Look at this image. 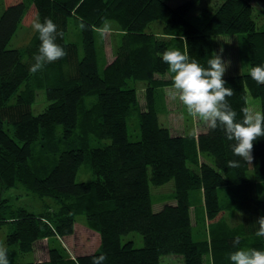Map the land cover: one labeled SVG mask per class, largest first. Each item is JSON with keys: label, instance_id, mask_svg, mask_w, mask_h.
<instances>
[{"label": "trees", "instance_id": "16d2710c", "mask_svg": "<svg viewBox=\"0 0 264 264\" xmlns=\"http://www.w3.org/2000/svg\"><path fill=\"white\" fill-rule=\"evenodd\" d=\"M167 1L3 0L0 185L9 188L20 183L32 195L51 198L58 205L53 209L46 203L43 211L34 212L0 196V227L4 223L13 226L6 234L8 245L31 252L43 237L72 234L74 216L84 213L88 226L99 234V244L69 264H92L101 253L106 255L103 264H166L169 254L181 256L176 257L180 264H206L207 255L211 264H232L230 253L246 239H251L249 248L264 250L262 236L256 235L257 221L264 216V137L254 142L253 161L248 164L233 155L234 141L227 140L221 128L210 131L206 127L197 135L172 133L169 125L160 122L157 109L159 100L166 108L165 88L172 85L160 54L177 48L207 67L215 53L214 37L243 33L249 70L223 76L225 86L234 90L227 100L238 120L243 118V109L249 110L248 94L257 98L259 112H264V83L258 84L250 75L254 66H264V30L258 27L253 4L264 6V0H220L194 20L191 12L200 0L172 7ZM37 15L41 22L52 19L63 32L56 42L67 55L32 74L29 67L38 53V34L34 31L22 50L8 44L18 27L29 26ZM70 16L85 25L82 56L77 44L65 39ZM106 20H115L122 33L113 58L100 72L94 32ZM155 21L171 37L158 36L150 29ZM166 73L168 79L163 78ZM138 82L145 85L142 106ZM37 89L44 90L47 105L34 114L31 105ZM133 116L138 122L136 139L130 138L128 129ZM105 138L109 143H92ZM70 141L74 144L60 149V142ZM202 153L212 156L213 163L201 160ZM230 160H238L240 167H228ZM85 162L94 178L76 181ZM169 180L174 184L175 204L165 202L154 211L150 183L162 185ZM200 197L203 206L198 204ZM227 214L237 217L236 225L231 226ZM200 220L207 222L208 235L194 240L192 230ZM130 231L141 234V247H135L132 240L121 242V236ZM48 251V260L41 264H68L58 248Z\"/></svg>", "mask_w": 264, "mask_h": 264}, {"label": "rangeland", "instance_id": "374dc122", "mask_svg": "<svg viewBox=\"0 0 264 264\" xmlns=\"http://www.w3.org/2000/svg\"><path fill=\"white\" fill-rule=\"evenodd\" d=\"M185 0H169L167 3L174 6L181 3ZM220 0H200L197 2L193 11L191 12L190 19L194 20L195 15L204 12H210L215 7ZM254 13L255 19L260 29L264 30V6L261 3L254 2ZM3 11V0H0V14ZM203 16V15H201ZM203 19L204 16H203ZM109 24L111 26V32L105 34L103 37L99 35L98 29L103 26V24ZM32 21L29 26H19L16 30V33L11 38L8 47L18 48L20 50L24 49L28 44L31 36L34 33L33 28L31 27ZM103 24L95 29L94 40L96 46V59L97 67L101 72L103 65L107 64L113 58V53L115 45L118 39V35L122 33V28L115 20H106ZM80 22L73 16H70L68 19V27L66 32V41L73 42L78 46L79 55L82 56V42H81V28L79 27ZM150 29H152L158 36L165 38L171 37V35H165L162 30V23L155 21L151 24ZM214 50L215 53L221 55V58L228 62L227 70L224 75L234 74V73H247L249 70V63L247 58V44L244 38L243 33L235 34H222L220 36L214 37ZM222 50V51H221ZM164 79L169 78V74L166 73L163 76ZM137 84V83H136ZM144 84L139 83L137 85V93L139 102L144 105ZM172 89V85H169L165 88V102L166 108L164 105L158 102L157 109L159 111V117L161 118L160 122L164 125H169L172 130V133L175 132H184L193 133L198 130V132L205 131L206 126L202 121H199L197 118L190 116L185 108L178 99L172 100L169 97V91ZM167 99L169 103H167ZM247 102L249 106V111L259 112V105L257 98H253L251 95H247ZM178 103V104H177ZM47 105L44 90L37 89L34 102L32 103V112L34 114L40 113L45 106ZM5 127L10 129L9 133L12 134L11 126L5 123ZM128 129L131 139L138 138V122L137 117L133 116L128 120ZM60 133V128H58L57 134ZM197 133V132H196ZM92 143L95 145H104L109 143V139H93ZM61 148L69 147L73 145L74 142L70 141L68 144L60 142ZM76 145V143H75ZM202 160L213 163V158L210 155L202 153L200 155ZM252 173L250 172L249 175ZM94 178V174L89 167L88 163H83L77 171L76 181H90ZM263 183L259 184V190L261 194ZM174 191V184L172 180L162 184V185H153L150 183V193L153 203V210L157 211L160 208V204L165 202H171L175 204L172 199V193ZM0 196L7 198L9 203L14 206H24L30 211L41 212L45 209V204L48 203L50 206L55 209L56 205L51 198L40 199L35 195H32L30 192H27L25 187L18 183L14 187L3 188L0 185ZM262 197V196H261ZM202 197L198 200V204L203 206ZM158 206V207H157ZM192 211V209H191ZM228 215V214H227ZM194 214H192L193 218ZM227 221L232 225L237 224V217L233 214L228 215ZM74 232L70 235L61 236V235H51L48 237H43L39 239L34 244V248L31 252L22 253L20 252L15 245H8L5 241L6 234L11 231L12 224L4 223L0 227V242L4 244L8 249V259L12 262H31V264H41L48 260V250L50 247L58 248L62 253V261L71 262L73 258L78 254L91 253L93 252L99 244V234L87 224L86 216L84 213H77L74 216ZM208 225L206 221L200 220L197 221V227L192 230V236L195 239L201 234L204 238L205 235H208ZM128 240H132L135 247H141L143 245L142 236L137 231H130L125 235L121 236V242L124 243ZM263 245H264V236H262ZM251 239H246L243 241V245L240 248H249V243ZM181 259V256H175L169 254L167 256L168 262L166 264H180L176 259ZM166 258L163 256L162 259ZM209 255L206 256V264H211L209 261ZM164 261H162V264ZM66 264V263H63Z\"/></svg>", "mask_w": 264, "mask_h": 264}, {"label": "clouds", "instance_id": "9594fccd", "mask_svg": "<svg viewBox=\"0 0 264 264\" xmlns=\"http://www.w3.org/2000/svg\"><path fill=\"white\" fill-rule=\"evenodd\" d=\"M31 27L38 34L40 41L38 53L34 55L29 71L35 74L42 71L44 66L63 59L67 52L58 44L57 36L63 37V32L58 31L57 25L50 18L41 22L39 16L32 21ZM79 27L84 29L83 22ZM103 37L111 32L107 23L98 29ZM222 51V50H221ZM160 59L168 66L171 74L172 89L169 97L185 106L188 114L202 121L210 131L221 128L232 144L233 155L251 164L253 161L254 142L264 137V112H252L243 109V118L237 119V112L228 103L227 98L234 95V90L227 87L223 76L227 70L228 62L217 53L211 54L207 60V67L195 58H190L187 51L177 48H168ZM250 75L258 84L264 83V66H254ZM228 167L239 168L238 160L228 161ZM259 228L257 236H264V216L257 221ZM235 238L234 243H238ZM106 255L101 253L93 257L92 264H103ZM232 264H264V250L256 248H237L229 255ZM0 264H10L8 249L0 242Z\"/></svg>", "mask_w": 264, "mask_h": 264}, {"label": "crops", "instance_id": "0c3cea01", "mask_svg": "<svg viewBox=\"0 0 264 264\" xmlns=\"http://www.w3.org/2000/svg\"><path fill=\"white\" fill-rule=\"evenodd\" d=\"M203 131H204V130H203ZM196 132H197V133H196ZM201 132H202V131H201ZM193 133H194L195 135H197V134L200 133V132H198V130H197V131H195V132H193ZM201 158H202V157H201ZM201 158H200V159H201ZM201 160H202V159H201ZM162 205H163V204L161 203L160 206H159V207L157 206V207H158V208H161Z\"/></svg>", "mask_w": 264, "mask_h": 264}]
</instances>
